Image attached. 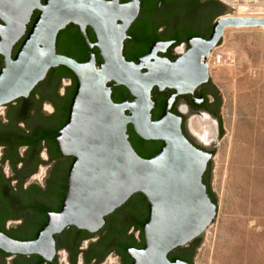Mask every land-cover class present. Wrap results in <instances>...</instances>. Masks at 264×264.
Segmentation results:
<instances>
[{
    "label": "water",
    "instance_id": "95a60500",
    "mask_svg": "<svg viewBox=\"0 0 264 264\" xmlns=\"http://www.w3.org/2000/svg\"><path fill=\"white\" fill-rule=\"evenodd\" d=\"M121 1L0 0V55L4 59L0 108L26 98L51 69L65 67L76 78L67 121L56 136L61 155L73 158L62 208L58 214L49 215L33 241H17L0 232V250L9 255H38L51 262L56 252L55 234L71 226L96 232L106 216L141 193L149 211L143 225L144 248L128 250L133 264H187L170 262L168 254L199 240L216 216V205L203 183L214 157L212 150L188 134L187 117L181 112L174 114L172 108L177 97L192 95L211 82L207 60L211 50L221 45L225 27L264 28V19H220L226 10L220 4V17L210 20L212 25L216 19L208 40L190 38L189 50L174 61L159 58L158 53L166 46L155 43L147 55L133 62L126 60L124 44L129 38L135 39L137 31L130 28L139 16L140 0ZM36 10L39 14L27 33ZM70 25L78 28L88 46L85 63L57 53L58 35L64 31L62 44H67L70 30L65 29ZM87 28L95 43L90 42ZM20 41L12 58V50ZM130 42H126V57L146 53L129 50ZM93 48L98 49L100 64ZM114 87H124L131 101L115 103ZM165 90L174 93L165 100L162 115L153 120L152 93ZM222 105L221 95L219 141L225 135ZM129 126L141 140L160 142L159 152L149 159L140 157L129 141Z\"/></svg>",
    "mask_w": 264,
    "mask_h": 264
},
{
    "label": "flooded vegetation",
    "instance_id": "af4514ba",
    "mask_svg": "<svg viewBox=\"0 0 264 264\" xmlns=\"http://www.w3.org/2000/svg\"><path fill=\"white\" fill-rule=\"evenodd\" d=\"M127 2L129 0L121 1ZM221 9L218 0H140L139 16L130 28L137 31L135 38L140 42L127 39L124 54L128 41H131L129 50H147L137 61L148 54L153 44L163 43L165 50L158 53V57L174 61L180 56L177 54L180 47L189 50L190 38L209 39L214 25L210 20L218 16ZM38 14L37 10L33 12L27 33ZM69 30L68 36L79 32L77 27L66 29ZM89 31L93 36L89 28L87 36ZM62 38L63 33L57 38V45L62 44ZM89 40L95 43V39ZM21 44L22 41L14 46L12 58ZM95 51L98 54L97 48H93V53ZM3 66L4 59L0 55V71ZM66 80L71 82L70 87L64 83ZM210 83L202 85L192 95L177 97L172 112L179 115L180 104H184L191 115L206 112L218 117L219 97ZM72 89L73 83L68 78L45 79L26 98L0 108V232L11 239L33 241L48 222L49 215L58 214L62 208L73 158L61 155L56 136L67 121ZM173 93L166 90L159 95L165 101ZM148 211L144 195L135 194L106 216L98 231L88 232L71 226L55 234L56 252L51 262H45L38 255L12 256L0 250V264H41L42 261V264H133L128 250L144 248L143 225ZM194 248L195 244L178 248L167 258L170 262L193 264Z\"/></svg>",
    "mask_w": 264,
    "mask_h": 264
},
{
    "label": "rangeland",
    "instance_id": "374dc122",
    "mask_svg": "<svg viewBox=\"0 0 264 264\" xmlns=\"http://www.w3.org/2000/svg\"><path fill=\"white\" fill-rule=\"evenodd\" d=\"M230 1L232 8L218 0L226 7L220 16L264 17V0ZM209 73L222 95L225 135L211 151L206 177L216 216L195 245L192 263L264 264V28L228 29ZM158 101L162 115L164 98Z\"/></svg>",
    "mask_w": 264,
    "mask_h": 264
},
{
    "label": "trees",
    "instance_id": "16d2710c",
    "mask_svg": "<svg viewBox=\"0 0 264 264\" xmlns=\"http://www.w3.org/2000/svg\"><path fill=\"white\" fill-rule=\"evenodd\" d=\"M123 1H125V0H123ZM68 27H75V26L70 25ZM68 27L66 29H68ZM63 32L64 31H61L59 33L58 37ZM88 36L91 39V41H94L93 36L90 34V31L88 32ZM134 41L140 42V39L135 38ZM56 50H57L58 54L70 57L79 63L86 62L87 57H88V54H87L88 48H87V46L84 42V39H83L80 32H76V34L75 33L69 34L68 42L65 45L64 44L63 45L62 44L57 45V43H56ZM94 53L97 57V63L100 64L102 62V60L99 59V56L96 53V51ZM124 56H125L127 61L137 62V59L134 57H126L125 54H124ZM60 78H68L73 83V89L71 91L70 98H69V103H70L71 98H72L74 91H75V87H76V78L73 75V73L71 71H69L68 69H66L65 67H58V68L50 70L46 80L47 81H53V80L60 79ZM153 94L155 95L156 92L154 91ZM112 99L115 103H121L126 99L131 101L132 98L129 95L128 91L124 87H114L113 93H112ZM153 100L155 102V108L152 111V117H153V120H157L161 116V114H159V113L157 114V112H156V108L159 104L158 103L159 102L158 101V95L156 97H154ZM163 103H164V101H163ZM128 135H129V141H130L133 149L142 158H145V159L152 158L153 156H155L159 152L160 148L162 147V144L160 142H152V141L146 142V141L141 140L138 136L135 135L131 126L128 127ZM208 173H209V169L203 177V183L207 187V193H208V196L210 197L211 201L215 205H217L214 194L211 192V190H210V188L206 182V177H207ZM193 243L195 245H197L199 243V241L196 240ZM42 263H44V262L42 261L41 264Z\"/></svg>",
    "mask_w": 264,
    "mask_h": 264
},
{
    "label": "bare ground",
    "instance_id": "6f19581e",
    "mask_svg": "<svg viewBox=\"0 0 264 264\" xmlns=\"http://www.w3.org/2000/svg\"><path fill=\"white\" fill-rule=\"evenodd\" d=\"M223 3L227 4L231 8L234 7V3L230 0H220ZM240 10H244V7H240ZM243 16V15H240ZM247 16V15H246ZM225 18H257V19H264V17H257V16H251V17H234L233 15H226L221 17L220 19H225ZM244 28H255V27H244ZM258 28H263V27H258ZM228 29H242V28H237L234 26L230 27H225L223 30V36L225 35V32ZM217 47L213 48L210 52L209 58L207 60L208 66H210V60L214 56V50ZM184 47H180L177 50L178 55H183L185 53ZM218 60L221 61V57L217 58ZM218 62V61H217ZM166 91V90H165ZM179 111L181 114L185 115L187 117V132L188 134L197 142H199L202 146L208 149H214L216 145L219 143V138H218V122L216 119L211 117L209 114L206 112H203L199 116H193L189 113V110L186 105L180 104Z\"/></svg>",
    "mask_w": 264,
    "mask_h": 264
},
{
    "label": "built area",
    "instance_id": "2783aa9c",
    "mask_svg": "<svg viewBox=\"0 0 264 264\" xmlns=\"http://www.w3.org/2000/svg\"><path fill=\"white\" fill-rule=\"evenodd\" d=\"M71 83V82H70Z\"/></svg>",
    "mask_w": 264,
    "mask_h": 264
}]
</instances>
